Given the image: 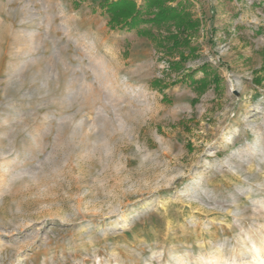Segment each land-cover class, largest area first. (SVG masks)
Returning a JSON list of instances; mask_svg holds the SVG:
<instances>
[{"label": "rangeland", "instance_id": "1", "mask_svg": "<svg viewBox=\"0 0 264 264\" xmlns=\"http://www.w3.org/2000/svg\"><path fill=\"white\" fill-rule=\"evenodd\" d=\"M106 2L0 0V264H263L264 0Z\"/></svg>", "mask_w": 264, "mask_h": 264}, {"label": "trees", "instance_id": "2", "mask_svg": "<svg viewBox=\"0 0 264 264\" xmlns=\"http://www.w3.org/2000/svg\"><path fill=\"white\" fill-rule=\"evenodd\" d=\"M136 0H107L103 7H106L107 12L111 15L110 26L112 29L117 27L132 29L147 20L141 19V11L136 8ZM159 3V1H158ZM181 12L173 7L164 4H158L157 11L154 13L153 23L167 22L169 20L178 21ZM190 26H193L190 22Z\"/></svg>", "mask_w": 264, "mask_h": 264}, {"label": "bare ground", "instance_id": "3", "mask_svg": "<svg viewBox=\"0 0 264 264\" xmlns=\"http://www.w3.org/2000/svg\"><path fill=\"white\" fill-rule=\"evenodd\" d=\"M263 262V261H262ZM261 264V263H260ZM264 264V263H263Z\"/></svg>", "mask_w": 264, "mask_h": 264}]
</instances>
